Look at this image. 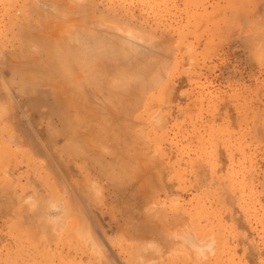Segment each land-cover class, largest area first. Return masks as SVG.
Listing matches in <instances>:
<instances>
[{"label":"rangeland","instance_id":"rangeland-1","mask_svg":"<svg viewBox=\"0 0 264 264\" xmlns=\"http://www.w3.org/2000/svg\"><path fill=\"white\" fill-rule=\"evenodd\" d=\"M69 1L126 32L141 33L143 43L163 46L159 51L168 68L145 130L149 154L153 149L165 164L154 169L162 185L148 189L154 200L129 199L122 190L111 196L110 179H94L85 160L66 161L54 153L58 123L44 117L40 103L30 107L23 101L32 77L19 54L28 40L26 28L33 25L29 15L46 8L42 0H0V112L5 113L0 114V264H142L119 255L115 240L122 247L125 239L141 238V232L127 228L146 218L158 226L163 215L166 228L145 241L146 264H264V0ZM54 12L60 16L59 9ZM32 74L40 79L35 70ZM94 142L108 144L100 138ZM119 148L128 158L134 153ZM14 162L20 167L12 172ZM69 163L101 191L98 199L74 193L65 173ZM95 166L114 179L115 173H106L108 166ZM49 191L55 203L83 217L101 245L95 253L82 235L69 242L71 248L85 247L90 259L79 262L78 253L61 250L62 239H51L64 228L51 227L59 210L51 209ZM175 216L179 221L172 227ZM101 217L113 224L114 235L105 225L102 229Z\"/></svg>","mask_w":264,"mask_h":264},{"label":"bare ground","instance_id":"bare-ground-1","mask_svg":"<svg viewBox=\"0 0 264 264\" xmlns=\"http://www.w3.org/2000/svg\"><path fill=\"white\" fill-rule=\"evenodd\" d=\"M42 1V7H45L47 11L45 8L44 11L40 8L41 6H38L39 10L36 9L37 11L31 12L29 17L33 25L26 28L27 34L25 37L28 40H26L25 44H21L22 49L19 53L21 57L28 61L29 65H27L29 68L25 72L32 77L29 78L31 81L27 88L28 90L25 91V99L23 101H27L30 107L40 103L47 113V116L44 115V117L58 123L59 138L52 141L54 143V153L59 158L64 156L66 161L77 158L85 160L90 171L94 172V179L102 181L103 178H106V180L110 179V185L112 186L111 196H114V191L122 190L123 194L129 199L154 200L153 196L148 192L152 185H157L160 182V178H156V170L154 169L163 170L165 164H161L155 159L153 149L151 150L153 151L152 154H149L150 145L146 146V144H149L151 140H149L150 137H146L145 130L149 126L147 120L150 119L146 117H149L151 107L156 102L160 84L163 81L162 79H164L163 75L166 74L165 71L168 68L160 53L165 51L162 49L163 46L161 47L157 42V44L154 42V45H152L153 41L148 44L147 40V43H143V39L140 37L141 33L135 35L132 33L133 31L126 32L123 27L105 20L103 15H93L84 5L77 8L72 4L69 5L71 3L69 0ZM38 7L36 6V8ZM57 9L61 11L58 14L60 15L59 17L54 15V11ZM19 19L21 20V18ZM148 45L151 47L150 49ZM31 47L32 49H30ZM163 56H165L164 53ZM34 70L40 74L39 80L33 76L32 71ZM2 71L5 70L3 69ZM6 72L2 74L5 77L7 76ZM136 112L137 115L134 116ZM0 114L5 113L0 112ZM5 118L7 117H4L3 120ZM79 120L84 121L85 125L78 123ZM98 138L107 141L108 144L105 147L99 146L97 142H94ZM14 145L16 144L14 143ZM120 145L127 147V149L133 148L134 153L131 158H128L123 153L119 148ZM107 148L108 150H105ZM85 149H90V151L86 152ZM103 155L107 156L103 157ZM73 163L72 166L69 163L70 166L68 165V168L64 165V168H67V170L65 168L67 171L65 173L69 175L68 181L70 180L74 193L76 191L78 195L80 194V197L84 195L90 199H98L101 191L95 188L94 184H92L93 182L90 184L87 179H84L77 170L78 168L76 169L73 166ZM96 163L108 166L109 168L107 167V169L109 171L105 169L107 170L106 173H115V175L113 174L114 179L97 173ZM19 167L20 162H14L12 164V172ZM113 168H116L117 171H112ZM54 179L56 180V178ZM6 184L7 186H12L11 182ZM57 187L56 189L59 188ZM49 192L51 194L47 198L48 202L50 201L51 209L59 210V214L54 217L57 220L51 223V227H54L53 230L56 227H59V229L60 227L64 228L61 236L51 239H55L56 243L58 240L61 242L62 239L61 250H66L67 255L79 254V257L81 256L79 262H82L83 259H90V255L85 254L88 251L85 247L81 248L76 245L71 248L69 242H74L82 235L86 243L88 242L86 239L90 240V245L87 243L88 248L93 251L95 249V253H98L96 248L98 249L101 245H98L97 239L89 233L86 223L82 222L83 217L79 218L69 208L62 207L61 203H55L54 193L52 191ZM156 199H159V196ZM26 203H28V200ZM72 208L76 209L74 206ZM54 214L56 215V213ZM81 214L83 215V212ZM174 218L176 220L170 223L172 227L177 225V221H179L177 216ZM148 221V218L141 219V223L132 225L130 228L126 227L127 230L130 229L132 232H141L143 234L142 237L140 235L141 238H124L125 245L122 247L118 246L119 242L115 240L119 255H125V259L128 262L136 261L137 259V263L139 260L140 263L146 264V260L143 262L145 257L142 258L146 250V239L151 235H153L152 237H157L167 225L165 215H163L162 223L158 226H156L158 223L152 221H149V223ZM97 222H99L101 227L105 225L110 233H115L113 224L107 223L105 217H101ZM55 246L58 247V244H55ZM197 255H200V253ZM101 259L102 257L99 261ZM119 260L117 258L118 262ZM85 264H92V262L88 261Z\"/></svg>","mask_w":264,"mask_h":264}]
</instances>
